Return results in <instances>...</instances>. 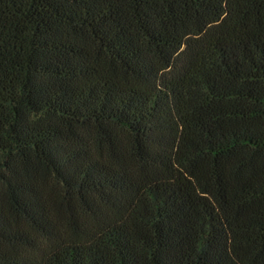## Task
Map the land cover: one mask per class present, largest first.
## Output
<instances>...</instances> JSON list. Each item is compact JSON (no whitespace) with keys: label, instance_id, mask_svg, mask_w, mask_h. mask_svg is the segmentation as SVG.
Instances as JSON below:
<instances>
[{"label":"trees","instance_id":"16d2710c","mask_svg":"<svg viewBox=\"0 0 264 264\" xmlns=\"http://www.w3.org/2000/svg\"><path fill=\"white\" fill-rule=\"evenodd\" d=\"M0 264H264V0H0Z\"/></svg>","mask_w":264,"mask_h":264}]
</instances>
